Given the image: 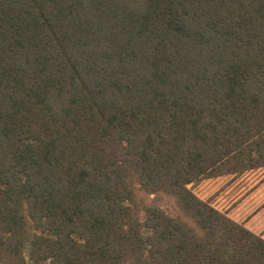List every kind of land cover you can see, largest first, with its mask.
Listing matches in <instances>:
<instances>
[{
    "label": "trees",
    "instance_id": "obj_1",
    "mask_svg": "<svg viewBox=\"0 0 264 264\" xmlns=\"http://www.w3.org/2000/svg\"><path fill=\"white\" fill-rule=\"evenodd\" d=\"M263 166L264 0H0V264H264Z\"/></svg>",
    "mask_w": 264,
    "mask_h": 264
},
{
    "label": "rangeland",
    "instance_id": "obj_2",
    "mask_svg": "<svg viewBox=\"0 0 264 264\" xmlns=\"http://www.w3.org/2000/svg\"><path fill=\"white\" fill-rule=\"evenodd\" d=\"M262 181H264V166L239 174L202 179L191 184L189 188L202 200L245 225V221L256 214L259 203L257 200L262 197L264 191ZM231 212L234 215H230ZM261 216H264V213ZM260 220L264 221V218ZM258 235L263 236L259 233Z\"/></svg>",
    "mask_w": 264,
    "mask_h": 264
},
{
    "label": "crops",
    "instance_id": "obj_3",
    "mask_svg": "<svg viewBox=\"0 0 264 264\" xmlns=\"http://www.w3.org/2000/svg\"><path fill=\"white\" fill-rule=\"evenodd\" d=\"M264 185V181H262V183ZM253 193L255 194V191H253ZM253 196V194H252ZM254 197V196H253ZM255 199V198H252ZM261 200V201H260ZM257 202H259L257 205V209H256V214L252 215L250 219L245 221V225L252 231H254L255 233H259L262 234L264 237V221L260 220L262 218H264V216H261L264 213V191L262 194V197L259 198L257 200ZM233 213L231 212L230 215H232ZM234 215V214H233ZM235 218V217H234Z\"/></svg>",
    "mask_w": 264,
    "mask_h": 264
}]
</instances>
